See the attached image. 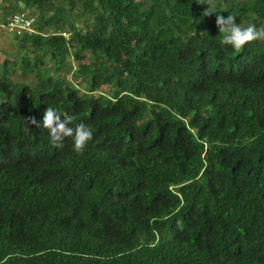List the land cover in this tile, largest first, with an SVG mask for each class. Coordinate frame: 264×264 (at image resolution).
<instances>
[{
  "label": "trees",
  "instance_id": "obj_1",
  "mask_svg": "<svg viewBox=\"0 0 264 264\" xmlns=\"http://www.w3.org/2000/svg\"><path fill=\"white\" fill-rule=\"evenodd\" d=\"M213 2L264 29V0ZM206 7L0 0L36 17L0 64V264H264V40L221 46ZM47 107L82 153L29 128Z\"/></svg>",
  "mask_w": 264,
  "mask_h": 264
},
{
  "label": "clouds",
  "instance_id": "obj_2",
  "mask_svg": "<svg viewBox=\"0 0 264 264\" xmlns=\"http://www.w3.org/2000/svg\"><path fill=\"white\" fill-rule=\"evenodd\" d=\"M197 4L207 5L201 13V18L215 14V24L221 34L219 43L221 46H231L235 51L258 39L264 40V29H257L255 24L243 25L236 22V16L229 13L226 17L217 13L213 0H196ZM223 11H228L225 7ZM29 128H43L47 130L50 143L57 149L64 147V140L71 138L73 150L80 154L93 138V130L84 122L75 123L71 116H61L57 110L47 107L44 110L42 120L34 116L25 117ZM71 125V126H70ZM31 126V127H30Z\"/></svg>",
  "mask_w": 264,
  "mask_h": 264
},
{
  "label": "built area",
  "instance_id": "obj_3",
  "mask_svg": "<svg viewBox=\"0 0 264 264\" xmlns=\"http://www.w3.org/2000/svg\"><path fill=\"white\" fill-rule=\"evenodd\" d=\"M36 17L28 10L17 11L4 15L0 10V31H8L14 34L32 32Z\"/></svg>",
  "mask_w": 264,
  "mask_h": 264
},
{
  "label": "rangeland",
  "instance_id": "obj_4",
  "mask_svg": "<svg viewBox=\"0 0 264 264\" xmlns=\"http://www.w3.org/2000/svg\"><path fill=\"white\" fill-rule=\"evenodd\" d=\"M77 11H70L69 18L76 19L77 16L75 15ZM264 28V27H263ZM22 50L20 49L19 43L14 38V33L8 32V31H0V64L5 60V58H13L16 59L18 56L22 55ZM15 78L17 80H23L27 83H34L35 78L33 75H28L26 77H23L21 75V71L18 70L16 72ZM76 82V81H75ZM82 87V86H81Z\"/></svg>",
  "mask_w": 264,
  "mask_h": 264
},
{
  "label": "water",
  "instance_id": "obj_5",
  "mask_svg": "<svg viewBox=\"0 0 264 264\" xmlns=\"http://www.w3.org/2000/svg\"><path fill=\"white\" fill-rule=\"evenodd\" d=\"M21 8H25V4L23 2H20Z\"/></svg>",
  "mask_w": 264,
  "mask_h": 264
}]
</instances>
